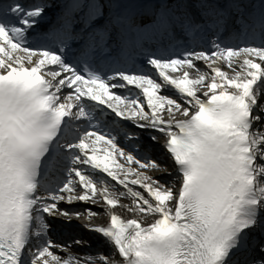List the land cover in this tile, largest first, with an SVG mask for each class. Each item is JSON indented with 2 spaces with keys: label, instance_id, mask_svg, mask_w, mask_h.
I'll use <instances>...</instances> for the list:
<instances>
[{
  "label": "snow or ice",
  "instance_id": "1",
  "mask_svg": "<svg viewBox=\"0 0 264 264\" xmlns=\"http://www.w3.org/2000/svg\"><path fill=\"white\" fill-rule=\"evenodd\" d=\"M0 264H264V0H0Z\"/></svg>",
  "mask_w": 264,
  "mask_h": 264
}]
</instances>
